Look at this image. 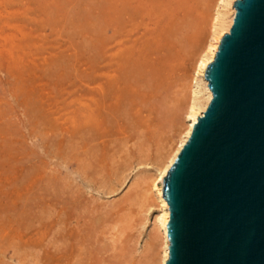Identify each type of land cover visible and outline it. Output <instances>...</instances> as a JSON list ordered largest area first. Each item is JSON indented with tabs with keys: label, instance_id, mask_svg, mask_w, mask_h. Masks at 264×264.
I'll use <instances>...</instances> for the list:
<instances>
[{
	"label": "rangeland",
	"instance_id": "rangeland-1",
	"mask_svg": "<svg viewBox=\"0 0 264 264\" xmlns=\"http://www.w3.org/2000/svg\"><path fill=\"white\" fill-rule=\"evenodd\" d=\"M214 4L0 0V264H69L67 251L58 258L61 233L74 250L89 245V264H159L158 208L142 184L184 125L178 109L188 101ZM115 29L113 44L133 48L146 66L148 78L134 89L116 81L114 67L91 68L92 49L99 66ZM84 128L92 138L80 135Z\"/></svg>",
	"mask_w": 264,
	"mask_h": 264
},
{
	"label": "water",
	"instance_id": "water-1",
	"mask_svg": "<svg viewBox=\"0 0 264 264\" xmlns=\"http://www.w3.org/2000/svg\"><path fill=\"white\" fill-rule=\"evenodd\" d=\"M213 93L164 178L166 264H264V0H236Z\"/></svg>",
	"mask_w": 264,
	"mask_h": 264
},
{
	"label": "bare ground",
	"instance_id": "bare-ground-1",
	"mask_svg": "<svg viewBox=\"0 0 264 264\" xmlns=\"http://www.w3.org/2000/svg\"><path fill=\"white\" fill-rule=\"evenodd\" d=\"M138 1V0H137ZM236 0H215V4H214V7H213V11H212V16H211V27H210V34L208 35V38L203 46V48L201 49V52L199 53V56L195 62V65H194V70H193V75L191 77V81H190V91H189V97H188V101L187 103H185V106L182 108V109H178L180 110L179 112L183 111V121H184V125L181 123H179V127L180 125L181 128H180V131L177 133V136L176 134L174 136H176V141L173 140V142L175 141V144L172 142V140L170 139V142H172L173 144L168 148L166 146V149L165 151L158 157L159 159H157L156 163L154 161L151 162L152 163V169L150 172H148V176H146L145 180L143 181V184L144 185V188L145 191L144 193H146V191L148 192L147 193V196L150 194L152 196H154V201L156 202V206L158 208V211L155 215V224L156 226L158 227L159 229V232H160V235H161V253H160V259H159V264H166L168 258H169V245H170V241H169V236H168V228H167V224H168V221L170 219V207H169V203L168 201L166 200V198L164 197V194H163V183H164V178L167 176L170 168L172 167L173 163L175 162L179 152L181 151V149L183 148V146L185 145V143L188 141L189 137L191 136V133H192V130H193V127H194V124L198 121V118L200 116H203L204 115V112L206 111L209 103L211 102L212 100V97H213V93L212 91L210 90V87H209V82L208 80L206 79L205 77V73H206V69L207 67L209 66V64L214 60L215 56H216V53L218 51V48H219V45H220V42H221V39L222 37L230 31V28L233 24V21H234V17L236 15V8L234 6V3H235ZM135 3V2H133ZM137 4V3H136ZM160 4V3H159ZM166 4V3H165ZM148 5V4H147ZM170 5V4H169ZM141 6V5H140ZM151 6V5H149ZM167 6V5H166ZM138 7V5H137ZM154 7V6H153ZM153 7H150L151 9ZM165 7V5H164ZM144 8V7H143ZM156 9V8H154ZM164 9V8H163ZM157 10V9H156ZM159 10V8H158ZM168 10V9H167ZM146 11V10H145ZM164 12V10H161ZM151 12V11H149ZM157 12V11H156ZM160 12V11H159ZM129 13V11H128ZM158 13V12H157ZM147 14H148V11H147ZM129 20V19H128ZM137 22V21H136ZM152 27V26H151ZM116 28V27H115ZM111 29V28H110ZM117 30V29H115ZM107 31V29H106ZM109 29H108V32L109 33ZM111 32V31H110ZM116 33H118V35L114 38L113 35H108L106 36L104 42L102 43L101 45V49H102V55H101V61H100V64L99 66H97L96 64V52L94 49H92V54H91V57H90V63H91V68L93 70H96L98 68H105V67H109V68H115V70L118 72V78L116 79L117 82H121V81H124V82H128V83H131L132 85L130 86L131 88H135L136 86H140L141 84H143L145 82V78L147 76L146 72L144 73V70L146 69V66H144L141 62V55L138 54L133 48H126V49H121L120 48V42L117 41L116 45H114V39H117L119 37V30L115 31ZM116 33L114 34V36L116 35ZM140 35V34H138ZM119 43V44H118ZM95 47V46H94ZM93 48V46H92ZM98 49V47H96ZM95 48V49H96ZM99 48V49H100ZM117 48V51L116 52H113V50ZM98 51V50H97ZM197 56V55H196ZM105 61H108V64L110 62L109 65H106V66H103L101 65V63L105 62ZM153 62V61H152ZM107 63V62H106ZM100 69V70H101ZM104 70H102L103 72ZM92 72V71H91ZM93 75V73H92ZM91 75V76H92ZM100 75V74H99ZM149 75V74H148ZM96 76V75H95ZM108 77V76H107ZM157 77V76H156ZM155 77V78H156ZM162 77V76H161ZM93 78V77H92ZM91 79V77H90ZM119 79V80H118ZM153 79V78H152ZM190 79V78H189ZM151 80V79H150ZM156 80V79H155ZM149 82V81H148ZM95 83V82H94ZM152 83V82H151ZM149 85V84H148ZM147 86V85H146ZM152 86V84H151ZM154 86V85H153ZM148 87V86H147ZM145 88V86H144ZM153 88V87H152ZM129 91V90H128ZM138 91V90H137ZM110 92V91H109ZM140 92V91H139ZM188 92V91H187ZM104 93V92H103ZM112 94V93H111ZM129 94V93H128ZM134 94V93H133ZM127 95V94H126ZM131 95V93H130ZM104 96V95H103ZM121 96V95H120ZM186 96H188L186 94ZM108 97V96H106ZM110 99V98H109ZM126 99V98H125ZM135 99V98H134ZM187 99V98H186ZM122 99H120L121 101ZM131 101V100H130ZM186 101V100H185ZM118 102V101H117ZM125 102V101H124ZM131 103V102H130ZM124 104V103H123ZM126 104V103H125ZM121 106H123L121 104ZM128 106H130L128 104ZM135 106V105H134ZM81 107V106H79ZM120 107V106H119ZM125 107V105H124ZM85 108V107H84ZM107 109V108H106ZM109 109V108H108ZM128 109V108H127ZM82 110V109H81ZM110 110V109H109ZM125 110V108H124ZM116 111V110H115ZM119 111V110H118ZM130 111V110H129ZM121 112V111H120ZM124 112V111H123ZM103 113V112H102ZM101 113V114H102ZM105 113V111H104ZM117 113V112H116ZM116 113H113V114H116ZM122 113V112H121ZM127 113V112H126ZM182 113V112H181ZM108 114V113H106ZM112 114V113H111ZM119 114V113H118ZM121 115V114H120ZM106 116V115H105ZM109 117V115H108ZM112 116H110L111 118ZM180 118V116H179ZM177 119V117H176ZM110 120V119H109ZM117 120V119H116ZM104 121V120H103ZM105 122V121H104ZM111 122V124L113 122H117L115 121L114 119L112 121H109ZM117 124V123H116ZM90 125V124H89ZM88 125V127H89ZM114 125V124H113ZM87 127V126H86ZM91 127V126H90ZM114 127V126H113ZM83 128V127H82ZM115 128V127H114ZM76 133H74V135H76L75 137H77V131L79 130L78 129V126H76ZM89 129V128H88ZM111 129V128H110ZM179 129V128H177ZM176 129V130H177ZM99 130V129H98ZM70 131V129L68 130ZM82 131V132H81ZM80 132V135L81 133H84V135H88V131H86V129L84 128V131L86 132H83V129H81ZM91 131V129H90ZM71 132V131H70ZM99 132V131H98ZM96 133H97V130H96ZM171 134V133H170ZM83 135V137H85ZM89 135H91L89 133ZM88 135V136H89ZM73 135H71V138H74L72 137ZM98 136V135H97ZM106 136V135H105ZM104 136V137H105ZM82 137V139H84ZM90 138H92V136H89ZM87 137V138H89ZM173 137V136H172ZM80 138V137H79ZM77 138V139H79ZM87 138L85 137L86 139V142L88 141L89 143V139L87 140ZM174 138V137H173ZM172 138V139H173ZM81 139V138H80ZM79 139V140H80ZM84 139V141H85ZM71 140V139H70ZM93 140V139H91ZM83 141V140H82ZM82 141H79V142H82ZM95 141V140H94ZM93 141V142H94ZM99 141V140H98ZM93 142H90V143H93ZM75 143V141H74ZM77 144H81V143H78L76 142ZM83 143V142H82ZM87 143V144H88ZM85 144V142H84ZM95 144V142L93 143ZM97 144V143H96ZM101 144V143H100ZM107 145V144H106ZM72 146H74V144H72ZM81 146V145H80ZM89 146V145H88ZM90 146L92 147V145L90 144ZM89 146V147H90ZM98 146V145H97ZM97 146H95L97 148ZM100 146V145H99ZM79 147V146H78ZM77 147V148H78ZM87 148V151H89V149L91 148ZM94 147V146H93ZM94 148L92 149L93 151V156L90 155V157L88 158V162L90 161V164L92 163H99V161L95 162V152L94 151H97V149ZM102 148V147H100ZM165 148V147H164ZM83 149V148H82ZM86 149V147H85ZM84 149V150H85ZM76 151H78V149H74ZM81 150V149H80ZM102 150V149H101ZM100 150V151H101ZM83 151V150H81ZM86 151V150H85ZM84 151V152H85ZM91 151V150H90ZM89 151V152H90ZM99 151V149H98ZM99 151V153H100ZM163 151V150H162ZM161 151V152H162ZM89 152H86L87 154ZM76 153H80V152H76ZM82 153V152H81ZM106 153V151H105ZM105 153L103 154L104 157H105ZM84 154V153H83ZM83 154H80L79 156L83 155ZM86 154V155H87ZM101 154V153H100ZM85 155V154H84ZM83 155V159H84V156ZM97 155V154H96ZM99 155V154H98ZM103 155H102V158H103ZM88 157V156H86ZM101 158V157H100ZM98 158V159H100ZM101 158V159H102ZM157 158V157H156ZM82 159V161H83ZM106 159V158H105ZM103 159V160H105ZM102 160V162H103ZM81 161V162H82ZM153 161V160H152ZM85 162V168H90L91 165L88 166V162L87 160L86 161H83V163ZM87 162V163H86ZM101 162V161H100ZM97 163V164H98ZM105 163V161H104ZM102 163V165L104 164ZM150 163V162H149ZM87 164V166H86ZM93 165V164H92ZM106 165V164H104ZM96 165H94L95 167ZM100 166V164H99ZM91 168V169H94ZM151 167V165H150ZM90 169V170H91ZM97 169V168H96ZM95 169V170H96ZM100 169V167H99ZM98 169V170H99ZM102 169V168H101ZM96 170V171H98ZM104 170V169H103ZM102 170V171H103ZM88 171V170H86ZM93 171V170H92ZM90 171V172H92ZM148 171V170H147ZM89 172V171H88ZM90 172L88 174H90ZM95 172V171H94ZM100 172V171H98ZM100 173H104V172H100ZM147 173V172H146ZM94 174V173H93ZM91 174V175H93ZM99 176V174H96ZM103 175V174H102ZM101 175V176H102ZM147 175V174H146ZM103 179V177H101ZM146 195V194H145ZM144 195V196H145ZM149 195V196H150ZM147 198V197H146ZM153 200V199H152ZM151 200V201H152ZM150 204V203H149ZM151 206V205H150ZM148 207V206H147ZM154 207V206H153ZM150 208V207H149ZM144 212V211H143ZM147 213V212H146ZM89 217V216H88ZM87 216L85 217L86 219L88 218ZM90 218V217H89ZM85 219V220H86ZM84 220V221H85ZM99 220V219H98ZM83 221V222H84ZM90 221L87 220L86 222ZM78 222V221H77ZM81 222V221H80ZM79 222V223H80ZM93 224V222H91ZM90 223V224H91ZM78 224V223H77ZM91 224V225H92ZM81 225V224H79ZM83 225V224H82ZM87 225V223L85 224ZM78 226V225H77ZM95 226V225H94ZM94 226H91V229L92 227ZM89 227V226H88ZM87 227V228H88ZM87 228H84V229H87ZM96 228V227H95ZM81 229V227H80ZM79 229V230H80ZM89 229V231L91 230ZM83 230V228H82ZM88 230V229H87ZM92 231V230H91ZM96 231V230H95ZM98 231V230H97ZM82 232V231H81ZM85 234V232H84ZM81 235V234H80ZM93 235V234H92ZM82 236V235H81ZM85 238H86V235H84ZM95 236V235H94ZM75 237H77L75 235ZM83 237V236H82ZM64 235L61 233L59 239H58V258L59 259H62V256H64L65 252L67 251L69 253V264H89V255L92 254L93 255V252L91 250V253H90V249L89 251L86 249V246L87 244H83L82 246L84 247H80V245H78L79 247L78 248H73V246H69V244L67 243V240L66 238L64 239ZM78 238V237H77ZM83 238V240L85 239ZM91 238V237H90ZM88 238L87 240V243H89L90 239ZM95 239V237H94ZM74 240V239H73ZM80 241V239H78ZM77 240V242H78ZM85 241V240H84ZM69 242V241H68ZM96 242V240H95ZM98 242V241H97ZM96 242V243H97ZM99 242H101L99 240ZM75 244V243H74ZM93 247V246H92ZM87 248H89V245L87 246ZM98 248V247H97ZM96 248V249H97ZM92 249V248H91ZM94 249V248H93ZM98 251V249H97ZM100 252V251H99ZM99 252H97L99 254ZM102 252V251H101ZM100 252V254H102ZM90 253V254H89ZM97 255V254H96ZM95 255V256H96ZM91 256V255H90ZM98 257V256H96ZM101 256H99L100 258ZM102 258V257H101ZM92 259V258H91ZM95 259V258H94ZM93 260V259H92ZM98 261V259H95ZM100 260V259H99ZM101 261V260H100ZM102 262V261H101ZM104 262V260H103ZM102 262V263H103ZM66 264V263H65Z\"/></svg>",
	"mask_w": 264,
	"mask_h": 264
}]
</instances>
